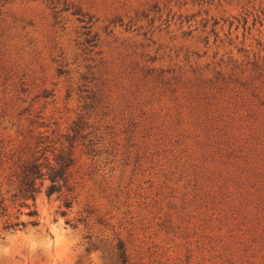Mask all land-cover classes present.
Here are the masks:
<instances>
[{
    "label": "rangeland",
    "instance_id": "obj_1",
    "mask_svg": "<svg viewBox=\"0 0 264 264\" xmlns=\"http://www.w3.org/2000/svg\"><path fill=\"white\" fill-rule=\"evenodd\" d=\"M0 264H264V0H0Z\"/></svg>",
    "mask_w": 264,
    "mask_h": 264
},
{
    "label": "trees",
    "instance_id": "obj_2",
    "mask_svg": "<svg viewBox=\"0 0 264 264\" xmlns=\"http://www.w3.org/2000/svg\"><path fill=\"white\" fill-rule=\"evenodd\" d=\"M71 166L72 158L66 153L57 154L53 161L49 160L46 163H39L33 160L24 166L20 187L15 198L20 199L19 205L21 207L29 208L27 211L28 215L33 217L38 215L35 200L45 181H49L46 186L47 195L50 196L57 193L59 197L63 196L66 207L71 206L72 201L68 196V192L71 190L69 185V171ZM38 180H40V184L37 183ZM29 200H33V204L29 203ZM30 223L37 225L39 221L33 219ZM20 225L25 226L26 224L24 221H16L10 222L7 227L17 228Z\"/></svg>",
    "mask_w": 264,
    "mask_h": 264
}]
</instances>
